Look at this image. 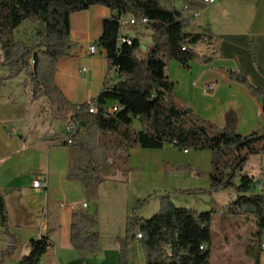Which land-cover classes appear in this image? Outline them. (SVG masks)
Masks as SVG:
<instances>
[{
	"label": "trees",
	"instance_id": "16d2710c",
	"mask_svg": "<svg viewBox=\"0 0 264 264\" xmlns=\"http://www.w3.org/2000/svg\"><path fill=\"white\" fill-rule=\"evenodd\" d=\"M187 9L179 10L174 0H0V49L7 69L2 81L13 82L25 77L23 86L31 87L32 101H47L51 115L58 121H72L75 133H54L43 140H58L75 156L70 160L67 179L80 181L88 200H98V187L105 179V167L125 173L132 149H163L172 145L181 151H210L212 171L208 175L195 172L210 182L209 190L175 191L184 196L213 197L222 191H235L237 198L220 208L201 212L177 207L169 195L159 196L160 210L151 218L139 212L151 201L149 196L137 202L128 214L126 234L118 240L121 264H129L130 249L139 242L146 264H211L215 216L221 223L229 220L253 219L255 238L264 237V188L244 168L253 157L264 158V128L249 136L236 132L234 112L226 115L219 127L197 116L173 93L167 75L172 61L184 68L199 61L211 65L215 53L201 55L194 47L205 41L213 45L216 37L209 29L189 33L193 13L207 8L205 0H181ZM93 6H104L112 16L104 21L99 46L107 52L110 71L116 69L119 80L107 82L95 101L98 114H90V104L70 103L55 83L56 64L68 56L70 17ZM147 19L152 33V46L143 52L136 39L131 45L120 43L122 20ZM25 23L36 27L30 44L18 40L16 33ZM216 41V40H215ZM259 99L264 113V90L237 72H226ZM118 103L123 107L106 116V109ZM140 127L135 129L134 122ZM82 130H85L83 133ZM71 141V143H69ZM183 169V168H176ZM186 169V168H185ZM191 171L186 169V171ZM256 190L260 192H256ZM1 221L10 245L3 256L12 255L19 242L10 232L4 199L0 195ZM99 211L76 212L72 216L71 243L82 259L100 250ZM142 235L141 239L137 234ZM30 252L20 264H39L50 248L45 237L28 243ZM255 264H259L256 254Z\"/></svg>",
	"mask_w": 264,
	"mask_h": 264
},
{
	"label": "crops",
	"instance_id": "0c3cea01",
	"mask_svg": "<svg viewBox=\"0 0 264 264\" xmlns=\"http://www.w3.org/2000/svg\"><path fill=\"white\" fill-rule=\"evenodd\" d=\"M183 5L181 1L175 7ZM112 14L104 6H93L70 17L68 56L56 64L55 83L74 105L95 102L107 82L119 80L116 70L108 68L107 52L98 45L104 21ZM201 28L211 30L216 41L213 45L202 41L194 48L203 56L215 53L214 61L211 65L192 61L189 68L172 61L167 75L173 83L174 95L197 116L219 127L225 125L226 115L234 112L236 132L241 136L262 130L261 101L243 84L232 81L226 72L240 73L264 90V0H217L205 10L193 13L188 32L200 33ZM124 35L136 39L143 52L152 46V33L147 26L136 36ZM95 45L97 52L91 54L90 48ZM1 82L0 195L8 227L19 245L12 255L3 256L10 238L5 234L0 212V264H20L30 252L28 243L41 236L51 246L39 264H121L118 240L125 236L127 216L138 201L154 196L139 212L141 217L151 218L159 212V196L163 195H169L177 207L201 212L226 206L237 198L235 191H222L213 197L176 193L210 189V182L195 172L208 175L212 171V153L186 152L167 145L158 150L132 149L125 173L106 166L105 179L98 187V200H88L82 183L67 179L69 163L75 154L61 141L43 140L46 135L43 130L31 131L29 121L36 101L31 96L24 98L27 105L21 108L22 88L17 81L1 79ZM54 133L60 132L47 135ZM244 173L264 183V158L253 157ZM37 177H42L45 184L42 191L33 188ZM83 204L88 207L83 209ZM96 210L100 250L84 260L71 243L72 216L80 211L93 214ZM215 222L216 217L214 225ZM262 244L264 237L258 251L246 254L245 260L230 254L232 246L228 242L220 243L216 251L212 245L211 264H255L256 254L259 264H264ZM129 264H146L138 242L130 249Z\"/></svg>",
	"mask_w": 264,
	"mask_h": 264
},
{
	"label": "rangeland",
	"instance_id": "374dc122",
	"mask_svg": "<svg viewBox=\"0 0 264 264\" xmlns=\"http://www.w3.org/2000/svg\"><path fill=\"white\" fill-rule=\"evenodd\" d=\"M132 17H129L131 19ZM145 26L137 25V26H129L124 24L122 27L123 34H129L131 36H136V32H141ZM36 33V27L30 23H25L19 32L16 33V37L18 40H21L27 44L32 42V39ZM152 40V35H151ZM1 52V49H0ZM2 54V52H1ZM3 59L0 57V60ZM7 69L3 66H0V85L2 84L1 79L7 75ZM16 84H19L22 88V94L20 96L21 100V108L25 104L24 98H29L31 96V87L25 88L23 83L25 81V77L22 76L20 79L16 80ZM23 90H25L23 92ZM33 110H31L30 115V129L33 130H43V133L49 134L52 132H60L64 134H68L72 128H75L76 125L72 122L62 123L56 120L50 113L49 105L47 101L41 100L35 103L33 106ZM32 115H34V120H32ZM133 127L138 129L140 127L139 122L135 121ZM33 129V130H32ZM36 132V133H38ZM212 208L209 210L211 211ZM216 222L212 229L213 235V251H216L215 248L220 243L228 242L232 247L230 254L237 255L239 258H243L245 260V255L248 253H252L254 251L257 252L259 249V242L255 238L256 233V225L253 219H241V220H229L224 224L221 223V216L216 215ZM139 243V242H138ZM140 244V243H139ZM141 246V245H140Z\"/></svg>",
	"mask_w": 264,
	"mask_h": 264
},
{
	"label": "built area",
	"instance_id": "2783aa9c",
	"mask_svg": "<svg viewBox=\"0 0 264 264\" xmlns=\"http://www.w3.org/2000/svg\"><path fill=\"white\" fill-rule=\"evenodd\" d=\"M217 0H205V3L207 6L212 5L216 2ZM181 2V0H174V4ZM179 10H185L187 9V6L184 4L182 8H177ZM128 23L130 26H137V25H142V26H147L149 24V21L147 19H142L140 21H136L134 18L127 20H122V24H126ZM133 42L132 39H130L129 37H126L123 33L120 37V43H127L129 45H131ZM97 52V46H92L90 48V53L91 54H95ZM116 70V69H114ZM116 72L118 73V71L116 70ZM119 74V73H118ZM123 109V107L121 105H119L118 103L112 104L110 105L107 109H106V116L107 115H114L117 114L119 111H121ZM89 113L90 114H98L99 113V107L98 104L96 102H92L90 103L89 106ZM75 124V123H74ZM76 125V124H75ZM77 130V125L75 128H72L69 133H75ZM82 132L84 133L85 130H82ZM69 143H71V141H69ZM187 152V151H186ZM33 188L35 191H42L45 188V184L43 183V179L42 177H37L34 182H33ZM256 188L258 190H262L264 188V183L262 181L257 182L256 184ZM88 206L87 204H83V209H86ZM43 236H41L40 238H42ZM137 238L141 239L142 235L140 233L137 234ZM262 248H264V244H262Z\"/></svg>",
	"mask_w": 264,
	"mask_h": 264
},
{
	"label": "water",
	"instance_id": "95a60500",
	"mask_svg": "<svg viewBox=\"0 0 264 264\" xmlns=\"http://www.w3.org/2000/svg\"><path fill=\"white\" fill-rule=\"evenodd\" d=\"M187 113H188V114H191V113H192V110H191V109H188V110H187Z\"/></svg>",
	"mask_w": 264,
	"mask_h": 264
}]
</instances>
